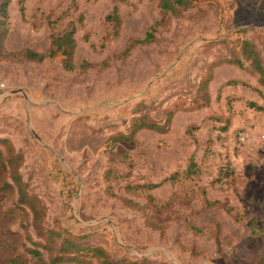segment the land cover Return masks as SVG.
Here are the masks:
<instances>
[{
  "label": "rangeland",
  "instance_id": "374dc122",
  "mask_svg": "<svg viewBox=\"0 0 264 264\" xmlns=\"http://www.w3.org/2000/svg\"><path fill=\"white\" fill-rule=\"evenodd\" d=\"M159 1L12 0L8 51H45L50 22H73L75 61L92 66L0 60V137L23 155L21 176L46 209L41 231L30 220L26 232L0 192V264H51L36 243L64 239L124 264H264V86L241 50L249 40L264 61V0H193L123 55L161 16ZM115 5L118 33L106 19ZM170 109L166 132L131 135L135 117L164 123Z\"/></svg>",
  "mask_w": 264,
  "mask_h": 264
},
{
  "label": "trees",
  "instance_id": "16d2710c",
  "mask_svg": "<svg viewBox=\"0 0 264 264\" xmlns=\"http://www.w3.org/2000/svg\"><path fill=\"white\" fill-rule=\"evenodd\" d=\"M12 0H0V60L8 59H19L28 60L34 62H43L46 59L55 58L58 55L64 57L62 63L63 68L67 71H73L77 68H87L92 66L91 63L83 62L77 64L75 61V51L77 47V40L75 37L76 25L71 22L64 29H59L57 26L58 22L51 21L52 31L50 34V44L45 51H38L33 48H24L17 52L8 51L5 47V40L9 32L10 23V4ZM193 4V0H160L159 8L161 16L155 21L151 28L146 32L144 37L132 38L126 45V48L122 51L123 55H129L132 50L139 44H145L151 42L154 39V32L156 28L164 23L165 15L168 13H173L180 15L184 10L189 9ZM24 5L22 6V11L24 12ZM106 19L110 22H114L115 31L118 33V28L121 26V19L119 14L118 5L114 6L113 11L107 15ZM242 54L247 60L251 62L255 70L259 74V80L262 86H264V61L261 58L260 53L256 49L255 45L249 41L244 40L242 43ZM242 65V63L239 61ZM207 78L205 81H208ZM253 106H257L256 103L252 102ZM258 108H261L258 106ZM167 111V119L164 123L156 122L147 116H138L133 119V126L131 135L133 136L140 129H152L155 131L166 132L171 126L174 110ZM121 133L120 136H122ZM23 163V155L20 151H17L11 139L6 137H0V167L2 174L0 176V192L5 193V200L11 201L12 205L5 209L4 213L7 216L13 217L14 221H19V224L25 228L28 232V227L26 221L31 220V224L36 229V231H41V223L43 222L46 209L38 202L37 198L28 192V183H26L19 171V167ZM196 167L195 162H191L189 166V171H194ZM144 187L151 189L156 187L157 184H145ZM7 198V199H6ZM151 202L153 207L159 212L160 207L154 202V197L151 195ZM125 200L130 204L136 206L133 201L129 199ZM222 203L220 200L207 201L208 206L212 204L220 205ZM223 207L229 212L226 202L222 203ZM253 232L256 233L258 230L257 220L253 218L252 220ZM13 234H18L16 231H12ZM54 231H49L46 235L49 241H52L54 237L51 234ZM23 233H20V237ZM39 246H43L48 249V254L50 255L51 264H80L82 261L88 263L85 258L80 256L82 249L86 248L88 251H93L94 254L101 259V264H124L118 263L112 260L105 250L101 247H94L90 245H81L70 239H64L63 242L58 243V246L53 243H36ZM73 246V247H70ZM69 248H74V253H67ZM29 252L36 257L41 262L45 263L44 254L40 249L28 248ZM11 258V257H10ZM11 261L15 263V258H11Z\"/></svg>",
  "mask_w": 264,
  "mask_h": 264
}]
</instances>
